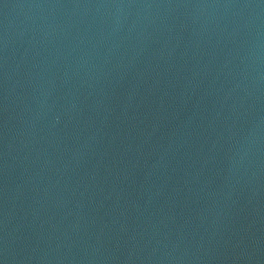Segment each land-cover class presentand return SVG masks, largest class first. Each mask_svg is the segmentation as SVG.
Returning <instances> with one entry per match:
<instances>
[{
	"label": "water",
	"instance_id": "1",
	"mask_svg": "<svg viewBox=\"0 0 264 264\" xmlns=\"http://www.w3.org/2000/svg\"><path fill=\"white\" fill-rule=\"evenodd\" d=\"M0 264H264V0H0Z\"/></svg>",
	"mask_w": 264,
	"mask_h": 264
}]
</instances>
